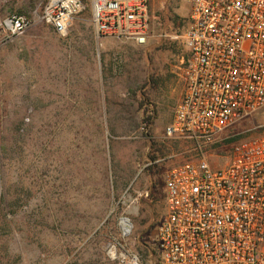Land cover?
I'll return each instance as SVG.
<instances>
[{
    "label": "rangeland",
    "instance_id": "374dc122",
    "mask_svg": "<svg viewBox=\"0 0 264 264\" xmlns=\"http://www.w3.org/2000/svg\"><path fill=\"white\" fill-rule=\"evenodd\" d=\"M146 1L154 36L139 46L97 39L88 0L65 36L41 21L50 0H0V264H156L166 172L221 168L264 135L262 109L204 147L164 136L185 87L186 7ZM13 17L28 23L15 35Z\"/></svg>",
    "mask_w": 264,
    "mask_h": 264
},
{
    "label": "built area",
    "instance_id": "2783aa9c",
    "mask_svg": "<svg viewBox=\"0 0 264 264\" xmlns=\"http://www.w3.org/2000/svg\"><path fill=\"white\" fill-rule=\"evenodd\" d=\"M97 39L145 45L155 23L146 0H88ZM183 95L164 136L207 146L264 109V0H183ZM83 0H50L41 21L65 36ZM28 26L6 20L15 35ZM163 34H158L162 38ZM156 264H264V135L164 175ZM129 264H138L132 257Z\"/></svg>",
    "mask_w": 264,
    "mask_h": 264
},
{
    "label": "bare ground",
    "instance_id": "6f19581e",
    "mask_svg": "<svg viewBox=\"0 0 264 264\" xmlns=\"http://www.w3.org/2000/svg\"><path fill=\"white\" fill-rule=\"evenodd\" d=\"M120 227H122L121 231L124 235H126L129 232L130 229V223L127 219H121Z\"/></svg>",
    "mask_w": 264,
    "mask_h": 264
},
{
    "label": "trees",
    "instance_id": "16d2710c",
    "mask_svg": "<svg viewBox=\"0 0 264 264\" xmlns=\"http://www.w3.org/2000/svg\"><path fill=\"white\" fill-rule=\"evenodd\" d=\"M227 142H231V140L227 141Z\"/></svg>",
    "mask_w": 264,
    "mask_h": 264
},
{
    "label": "water",
    "instance_id": "95a60500",
    "mask_svg": "<svg viewBox=\"0 0 264 264\" xmlns=\"http://www.w3.org/2000/svg\"><path fill=\"white\" fill-rule=\"evenodd\" d=\"M123 219H125V218H123Z\"/></svg>",
    "mask_w": 264,
    "mask_h": 264
}]
</instances>
